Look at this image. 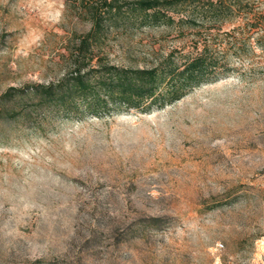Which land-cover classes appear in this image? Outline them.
<instances>
[{"label":"rangeland","instance_id":"374dc122","mask_svg":"<svg viewBox=\"0 0 264 264\" xmlns=\"http://www.w3.org/2000/svg\"><path fill=\"white\" fill-rule=\"evenodd\" d=\"M67 1L0 0V94L70 70L92 3ZM218 26L122 18L95 47L94 65L132 68L205 35L218 55L241 49L234 74L171 106L0 124V264H264V0Z\"/></svg>","mask_w":264,"mask_h":264},{"label":"trees","instance_id":"16d2710c","mask_svg":"<svg viewBox=\"0 0 264 264\" xmlns=\"http://www.w3.org/2000/svg\"><path fill=\"white\" fill-rule=\"evenodd\" d=\"M75 1H67L69 8ZM88 1L92 3L86 11L91 29L71 52L70 70L50 83L9 87L0 94V124L24 125L34 131L54 121L105 118L133 110L151 113L236 72L234 59L242 57L241 49L237 46L234 53L227 50L218 55L207 35L196 39L193 51L181 56L170 52L151 68L120 66L106 57L97 58L95 65L92 62L95 47L122 18L144 28L178 25L200 33L240 18L243 0ZM143 222L159 227L164 219L152 217Z\"/></svg>","mask_w":264,"mask_h":264}]
</instances>
